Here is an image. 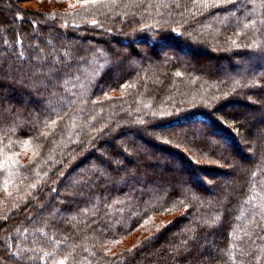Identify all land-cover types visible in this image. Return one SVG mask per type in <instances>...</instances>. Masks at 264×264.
Instances as JSON below:
<instances>
[{"label": "trees", "instance_id": "16d2710c", "mask_svg": "<svg viewBox=\"0 0 264 264\" xmlns=\"http://www.w3.org/2000/svg\"><path fill=\"white\" fill-rule=\"evenodd\" d=\"M26 1L0 9V264H264V0Z\"/></svg>", "mask_w": 264, "mask_h": 264}, {"label": "rangeland", "instance_id": "374dc122", "mask_svg": "<svg viewBox=\"0 0 264 264\" xmlns=\"http://www.w3.org/2000/svg\"><path fill=\"white\" fill-rule=\"evenodd\" d=\"M12 2V0H0V9L1 10H9V9H12V7H11V3ZM21 6L22 7H24V8H30V9H36V8H38L37 6H38V3L35 1V0H29V1H26V2H21ZM9 23H11L10 22V19H9V21H8ZM5 23H0V25H4ZM37 33V32H36ZM52 36H54V35H52ZM68 40H66V42H67ZM48 43V42H47ZM89 45H92L90 42L88 43ZM137 48V50L138 51H140V46L139 45H137L136 46ZM164 50H160V52H168L169 51V49L167 48H163ZM196 53H198L197 55H198V57H197V55H196V53L195 52H193V53H190V54H186V59H195V57H193V55L194 56H196L197 58L196 59H199V60H201V59H204V57H205V54L204 53H201L202 51H203V48L201 49V47H199V49H196V50H194ZM205 51V50H204ZM209 52L211 51V50H208ZM236 134V133H235ZM215 136V135H214ZM238 139H239V143H240V146H242L243 148H242V152L240 153V155L238 156V158H240V160H242V161H245L246 159H248V158H246L247 157V155L249 154L250 155V145H245L246 144V141H245V139L243 138V137H241V136H238ZM213 166H216V167H214V169L216 168V169H226V168H223L224 166L223 165H221L220 166V164H214ZM188 172H190V170L188 171ZM188 174V173H187ZM217 178H218V175H214V173H212V174H208V173H204V172H201L200 173V175H199V180H200V182L202 183V185L204 184L205 186H213V181H215V180H217ZM198 190H200V191H202L203 189L201 188V187H196ZM43 212H44V210H42Z\"/></svg>", "mask_w": 264, "mask_h": 264}]
</instances>
